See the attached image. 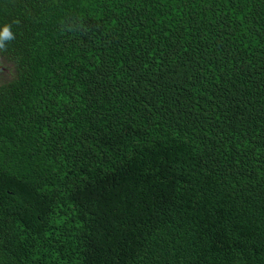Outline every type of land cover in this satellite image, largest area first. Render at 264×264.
<instances>
[{
	"label": "trees",
	"instance_id": "16d2710c",
	"mask_svg": "<svg viewBox=\"0 0 264 264\" xmlns=\"http://www.w3.org/2000/svg\"><path fill=\"white\" fill-rule=\"evenodd\" d=\"M3 23L0 264H264V0H0Z\"/></svg>",
	"mask_w": 264,
	"mask_h": 264
},
{
	"label": "clouds",
	"instance_id": "9594fccd",
	"mask_svg": "<svg viewBox=\"0 0 264 264\" xmlns=\"http://www.w3.org/2000/svg\"><path fill=\"white\" fill-rule=\"evenodd\" d=\"M15 39L12 25L9 23L0 24V52L7 51L8 42Z\"/></svg>",
	"mask_w": 264,
	"mask_h": 264
},
{
	"label": "rangeland",
	"instance_id": "374dc122",
	"mask_svg": "<svg viewBox=\"0 0 264 264\" xmlns=\"http://www.w3.org/2000/svg\"><path fill=\"white\" fill-rule=\"evenodd\" d=\"M1 64H3V63H1ZM8 67H9V65H8ZM3 68H5V67L3 66ZM3 68H0V76H3V77L9 76L10 73H9L8 68L7 67H6V69H3Z\"/></svg>",
	"mask_w": 264,
	"mask_h": 264
},
{
	"label": "water",
	"instance_id": "95a60500",
	"mask_svg": "<svg viewBox=\"0 0 264 264\" xmlns=\"http://www.w3.org/2000/svg\"><path fill=\"white\" fill-rule=\"evenodd\" d=\"M0 68H3V66H2V65H0Z\"/></svg>",
	"mask_w": 264,
	"mask_h": 264
}]
</instances>
